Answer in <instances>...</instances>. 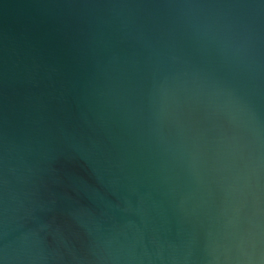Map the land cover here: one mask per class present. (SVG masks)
I'll use <instances>...</instances> for the list:
<instances>
[{
	"label": "water",
	"instance_id": "water-1",
	"mask_svg": "<svg viewBox=\"0 0 264 264\" xmlns=\"http://www.w3.org/2000/svg\"><path fill=\"white\" fill-rule=\"evenodd\" d=\"M0 264H264V0H0Z\"/></svg>",
	"mask_w": 264,
	"mask_h": 264
}]
</instances>
